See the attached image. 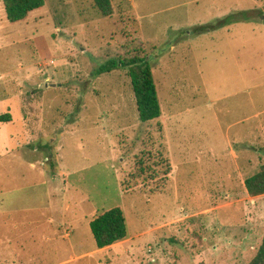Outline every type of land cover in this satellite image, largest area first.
<instances>
[{
	"label": "rangeland",
	"instance_id": "1",
	"mask_svg": "<svg viewBox=\"0 0 264 264\" xmlns=\"http://www.w3.org/2000/svg\"><path fill=\"white\" fill-rule=\"evenodd\" d=\"M112 1L107 19L91 0H45L18 24L0 9V74L12 78L11 86L0 78V110L9 90L22 105L10 107L14 124L1 132L9 154L0 155V233L18 240L17 212L10 229L2 213L30 194L18 186L30 182L19 180L26 163L45 166L54 154L72 192L50 172L39 201L50 186L58 205L88 199L84 214L119 208L127 233L141 236L130 250L103 253H92V234L94 248L79 244L74 253L29 247L23 264H248L264 236V195L244 187L264 165V0H132L134 10ZM226 17L216 30L185 35ZM132 57L152 65L167 118L161 134L160 120L140 123L126 70L93 75ZM21 115L31 136L24 146ZM162 149L171 173L165 193L151 195L163 179ZM141 154L157 177L139 174Z\"/></svg>",
	"mask_w": 264,
	"mask_h": 264
},
{
	"label": "crops",
	"instance_id": "2",
	"mask_svg": "<svg viewBox=\"0 0 264 264\" xmlns=\"http://www.w3.org/2000/svg\"><path fill=\"white\" fill-rule=\"evenodd\" d=\"M111 2L113 3L112 0ZM126 2H128L130 9H135L132 0H126ZM0 9L2 10L3 17L4 7L2 0H0ZM262 21H264V18ZM1 43L2 39L0 38V47H2ZM21 71L22 68L20 67L19 71H17L18 73L15 72V75L21 74ZM0 78H3L1 79V81L10 79L8 78L7 74H0ZM11 79L9 82L10 86ZM15 102H17L16 106H18L19 110L21 111L22 105L19 96L13 95L12 97L9 90L8 101H6V103H3L4 108L2 107V110H0V116L9 114L11 116V121L7 123H0V140L1 138H3L2 136H4L3 134H1L2 130L9 134L8 130L10 126L14 124L12 114H10V107H14ZM166 119L167 118L164 117L162 113L160 117L162 125ZM16 121L22 124V136L24 139V142H22L23 146L24 144H29L31 136L24 130L26 118L22 117L21 115L17 118ZM20 146L21 145L17 146L18 149H20ZM7 149L8 148H5L4 150L0 151V155H8L9 153ZM25 168V172H23L25 173V175L22 173V177L20 176L22 179L20 178L19 180L25 182L27 181V179H29L30 182H20L18 186L20 194L22 193V191H30V194L20 195L17 205L18 207L16 210H9L2 213L6 216V223H4V229H10V222L12 221L14 215L13 213L17 212L18 240L13 239V231H2V233H0V264H23V260L29 259V257H25L24 254L27 248L29 247H36L37 250L45 247L48 249V251L55 253H74L77 246L80 247V245L90 243L91 238L89 237V234H91V232L89 224L92 219L97 215V211H95L94 209L89 214H84L82 212L81 205L85 203V201L88 203V199H85V201L83 199L76 203L75 198L73 196H69V198L63 201L61 205H58L54 200L55 197L52 195L54 191L50 186H48L45 193L46 200L43 201L46 203H42L37 198V187L43 185L44 182H48V178L50 177H48L47 173L50 172L46 170L45 166L41 165L38 167L34 160H29L26 163ZM51 178L53 180H57V183L60 182L62 185H64V193L66 191L72 192L70 188L69 190L66 189L70 186V181L68 180V176L63 175L61 166L59 167V173H56L55 175L51 176ZM57 206H61L59 214H56L55 211V209H57ZM75 206L77 207L79 212L76 211ZM58 215L59 218L56 217ZM42 228L45 229L42 230ZM81 236H85L86 238L82 239ZM138 236L141 235H137L135 236V238H137ZM135 238L131 237L128 234V239L103 250H98L95 245L96 250L94 249L92 253H103L115 249L130 250L132 248V242L133 240H135ZM13 245H16V247H14ZM89 247L94 248L92 243L89 244ZM74 259H76V257L73 255L72 260Z\"/></svg>",
	"mask_w": 264,
	"mask_h": 264
},
{
	"label": "trees",
	"instance_id": "3",
	"mask_svg": "<svg viewBox=\"0 0 264 264\" xmlns=\"http://www.w3.org/2000/svg\"><path fill=\"white\" fill-rule=\"evenodd\" d=\"M6 19L11 24L24 22L28 16L45 6V0H2ZM93 7L99 12L103 18H110L113 15L111 0H91ZM260 19L264 18V13L259 14ZM235 19V18H234ZM243 21H249L246 17L241 18ZM229 18L217 20V23L210 26H202L186 31L185 35H196L201 32L213 31L222 27L229 22ZM233 21V19H231ZM118 70H126L128 72L132 92L134 95L138 118L141 124L151 122H160L162 114L160 103L158 100L157 90L154 83L152 65L147 57H132L125 60L111 59L100 65L94 72V76L109 74ZM11 121V116L5 114L0 116V123ZM160 134L163 130V125L159 123ZM50 149L49 145L47 146ZM157 165L160 167V172L156 175H162L161 184L156 185L155 189L150 192L151 195L165 193V185L169 181L168 176L171 173V166L167 158L165 149L156 153ZM149 157L153 155L147 154ZM55 155L51 154L45 165L48 172L56 174L59 171L58 163ZM135 163L139 166V174H147L150 179L157 177L153 175V166H149L144 160V155L135 157ZM126 186V185H124ZM244 187L250 197H259L264 195V165L253 175L244 180ZM128 188L126 187V190ZM90 232L98 250L111 247L128 239L126 229V221L123 212L119 208H114L108 211H103L97 214L89 224ZM248 264H264V236L257 253Z\"/></svg>",
	"mask_w": 264,
	"mask_h": 264
}]
</instances>
